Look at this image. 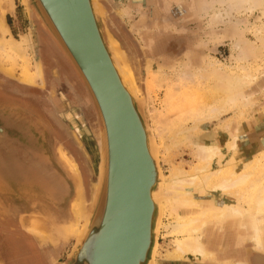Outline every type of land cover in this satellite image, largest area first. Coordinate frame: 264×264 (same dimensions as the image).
Here are the masks:
<instances>
[{"label":"rangeland","instance_id":"1","mask_svg":"<svg viewBox=\"0 0 264 264\" xmlns=\"http://www.w3.org/2000/svg\"><path fill=\"white\" fill-rule=\"evenodd\" d=\"M96 2L104 36L118 48L119 63L144 101L160 147L164 183L193 176L190 196L204 199L214 192L212 183L220 176L246 173L242 186L221 191L224 206L238 203L246 211L247 198L264 190L261 0ZM149 37L153 42L147 44ZM245 74L251 75L249 82L237 79ZM0 127L17 154L36 153L26 167L31 168L22 173L21 185L50 193L43 167L64 186L60 197L31 196L25 201L18 174L6 173L9 150L0 145L6 158V166L0 165V190L1 174L6 173V187L0 192V264H70L73 230L80 227L72 207L87 211L92 204L102 127L82 80L24 0H0ZM213 146L220 151L210 159L198 156L197 149ZM38 156H45L47 163ZM155 197L157 201V193ZM63 222L69 229L57 241L51 232ZM250 225L248 215L209 220L200 232L208 254L187 253L171 260L164 253L189 233L177 228L164 207L154 264H264V248L254 245Z\"/></svg>","mask_w":264,"mask_h":264},{"label":"water","instance_id":"2","mask_svg":"<svg viewBox=\"0 0 264 264\" xmlns=\"http://www.w3.org/2000/svg\"><path fill=\"white\" fill-rule=\"evenodd\" d=\"M24 1L34 9L82 80L102 127L97 189L87 210L83 234L71 248L70 264H148L157 243L161 215L159 200H151V192L156 195L160 189L148 150L152 140L148 115L144 101L121 82V54L104 36L98 3ZM113 60L119 65L114 66ZM0 130V145L8 148L11 156L6 166V158L0 154V165H5L12 177L9 170L18 174L25 201L31 196L44 198L35 188L21 185L22 173L31 168L26 167L36 153L26 155L28 151L24 150L17 154L15 146L6 144L4 129ZM6 173L1 174L4 187L0 192L6 187Z\"/></svg>","mask_w":264,"mask_h":264},{"label":"bare ground","instance_id":"3","mask_svg":"<svg viewBox=\"0 0 264 264\" xmlns=\"http://www.w3.org/2000/svg\"><path fill=\"white\" fill-rule=\"evenodd\" d=\"M244 1L249 2V0H244ZM261 2L264 6V0H261ZM246 9L249 10L250 7L248 6L246 7ZM152 42H153L152 37H149V39L146 40L147 44H150ZM113 64L114 66H117L118 62H115L113 60ZM120 69L121 71L118 69V74L120 76L122 84L127 89L132 88L134 90V93L136 94L135 88L131 80H129L127 76L128 74H126L128 73V71L124 67ZM250 77L251 75L247 74L244 77V79L243 78L241 79V77L239 76L237 79L249 82L251 80ZM0 133H2L1 130H0ZM151 137H152V140L150 141V145L148 144V150L154 161L155 174L159 182L158 186L160 190L157 193V201L159 200L160 202L159 210H161L160 212L162 214V208L165 207L166 209V207H168L169 211L174 216L177 228L185 232L187 231L189 233L188 238H185V239L177 238L174 241L173 247L167 250L166 253H164L165 254L164 257L171 259V260H178L184 257V255H186L187 253L194 257H201L204 255H207L208 253L205 251L206 249H204L203 247L204 245L201 242L202 238L200 236V232L202 228L204 227V225L209 220H222L226 216L243 217L245 215H248V218L251 223L250 228H251V233H252L251 234L252 241L254 242V245L256 246L258 250H262L264 248V190L261 193L255 194L254 196L247 198V200L245 201L247 204L246 211H243L240 205L237 206L238 203L235 204L236 206H224L222 204V200L224 201L225 198L221 194V191L229 192L233 190L234 188L236 189L242 186L245 182V179L247 178L246 173H238L237 171V172H234V174L227 173L228 174V175L226 174L227 176H223V177L220 176V178L217 179L216 182L214 180V183H212L213 184L212 188L214 192L211 194H208L209 196L207 195V198H204V199L195 198L194 199L193 196H190L189 189L192 187L193 183L195 182L194 181L195 177L189 176V177L177 178V179L171 180V182H168L165 180V183H164V178H163L161 168L158 163V156H157L159 145H158V142L157 143L155 142L152 133H151ZM99 139H100V134H99ZM230 146L233 147V145H230ZM197 150H198V156L200 155V157L204 158L205 160H208L213 155L218 153L220 151V148L217 146H213V147H208V148H200V150L199 149ZM156 162L158 165L157 166L158 169L156 167ZM75 181L77 182L78 179L75 178ZM50 188L51 187H49V190ZM151 200L154 203L156 202L155 194H153L152 192H151ZM209 206L212 207V210H210L209 212L205 211V208ZM72 209H73V213L77 215V221L80 224V227L73 230V234H75V237H76L75 239L78 240V238L81 237L84 231L83 223L85 222L87 211L82 206L78 208L77 205L76 206L74 205V208ZM160 220H161V215L158 221V228L160 227ZM50 237L51 236H49V238ZM156 244L153 247L152 257H151L150 262H148V264H154V256L156 254ZM228 264H238V263H228Z\"/></svg>","mask_w":264,"mask_h":264},{"label":"flooded vegetation","instance_id":"4","mask_svg":"<svg viewBox=\"0 0 264 264\" xmlns=\"http://www.w3.org/2000/svg\"><path fill=\"white\" fill-rule=\"evenodd\" d=\"M39 158H43L47 163L45 156H38L37 159L39 160ZM39 168H41L43 170V172H41V174H44L45 178L47 179V181L50 185L49 187H51L49 190L50 193H44V194L42 193L41 195L44 196V198L49 197L50 199L60 197V195L62 194V190L64 188L62 182L59 179H56L55 177H53L51 173L49 174L50 175L49 176L47 174V171L43 167H39ZM49 172H51V171H49ZM1 182H2V179H1ZM1 185H3V182ZM24 185H26V184H24ZM45 186L48 187L47 184H45ZM33 188H37V187H33ZM72 214H73V209H72ZM64 224H66V223H64V222L61 223V226H59V229H55L51 232L52 235H56L57 238L56 237L55 238L57 241H59L60 238L63 237V235L65 234V230L69 229V227H65L66 225H64ZM69 234H71V233H69ZM55 238L53 237V239H55Z\"/></svg>","mask_w":264,"mask_h":264}]
</instances>
